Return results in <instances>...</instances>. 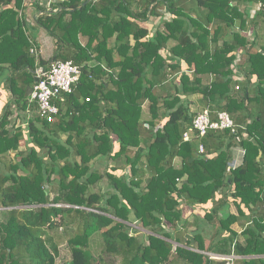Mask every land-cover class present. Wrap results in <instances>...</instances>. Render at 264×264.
<instances>
[{"label": "trees", "instance_id": "16d2710c", "mask_svg": "<svg viewBox=\"0 0 264 264\" xmlns=\"http://www.w3.org/2000/svg\"><path fill=\"white\" fill-rule=\"evenodd\" d=\"M59 3L36 19L55 42L39 65L71 61L82 66L79 81L54 99L49 122L36 116L15 130L10 118L28 108L36 61L17 12L23 0H0V82L13 99L0 114V264H58L64 242L66 264H227L206 253L264 264V0ZM151 19L159 20L153 28ZM194 95L212 118L226 112L245 125L237 136L210 131L202 156L196 142H183ZM237 144L242 164L226 175ZM96 158L117 161L105 194L91 190L101 179L90 170ZM228 187L249 224L237 234V217L212 211L209 246L200 230L191 243L181 205H205ZM134 222L149 234L131 235Z\"/></svg>", "mask_w": 264, "mask_h": 264}, {"label": "crops", "instance_id": "0c3cea01", "mask_svg": "<svg viewBox=\"0 0 264 264\" xmlns=\"http://www.w3.org/2000/svg\"><path fill=\"white\" fill-rule=\"evenodd\" d=\"M61 1H63V0H61ZM61 1L49 3V0H23L22 7L19 10H17V12L19 14V18L23 17V19L26 22L25 23L26 26L24 28L25 33L27 35H30V38H31L33 44L37 48V55L34 56L36 63L39 62L40 58H42L45 61H48L53 56V54L55 52L54 39L45 30H43L42 28H39L36 25V19L40 15H42L43 13H55L56 11H58V8H57L58 5L57 4H60L59 2H61ZM14 6H15V3H11L9 7L14 8ZM189 7L194 8L192 5ZM252 9L255 10L256 8L253 6ZM158 21H159L158 19H151L146 25L149 26L150 28H153L154 26L157 25ZM261 32H262L261 34H263L264 28L261 29ZM31 36L35 37V39H33ZM250 36H251V34H250ZM47 39L51 43H53V45H54V50H52L53 45L51 44L52 45V49H51L52 55L50 56L49 59H45L44 52H43L44 46L42 45V42L40 41V40L46 41ZM35 40H36V42H35ZM45 50L48 51V46H47V48H45ZM36 63H35V65H36ZM182 69H183V67H182ZM32 76L34 79L33 72H32ZM235 91H237V92L239 91V86L235 85ZM5 92H7V95ZM4 95H5V97H4ZM8 95H9V97H8ZM7 98H8V100H7ZM27 98H29V96H27ZM200 98L201 97L198 95H194V96H191L189 98L192 102V106H191L192 111L197 112V110L201 111L203 109H207V108L201 107ZM6 102H8L7 104H11L13 102V99L11 97L9 90L4 86L3 83L0 82V106H2V108H3V106L7 105ZM13 105H14V103H13ZM12 107H13L12 111L16 109L14 106H12ZM32 108H34V110H32ZM2 110L3 109H0V112ZM36 116H37V111H36L35 105L32 106L31 104H29V101H28V108H26L25 111H23L21 115H18L16 113L13 114L12 118H14L15 121H16V119H18L17 122L20 123L19 127L24 128V127H27L28 122L35 119ZM10 122H11V120H10ZM240 126L245 127L244 124H242ZM237 135H235V136H237ZM190 136H191V139L189 141L190 142L191 141L196 142L197 155H199V156L204 155L205 150H206L205 144L203 141L204 139L203 138L202 139L196 138V136L193 133ZM189 141L183 140V142H189ZM200 145H203V147H204V153H202V154H199V152H198ZM229 152H230L231 158H230V160L228 162V166L226 168V175L230 174L231 169H235L242 164L243 156H244V150L242 149V147H240L239 144L235 145V147H231L229 149ZM233 165H234V168L228 169V167L233 166ZM174 166L176 168H179L181 166V159L180 158H176L174 160ZM233 194H234L233 188L228 187L225 190L223 189L222 192L217 193L215 195V198H213L214 200L209 201L205 205L189 206L185 203L182 204L181 205L182 217H183V220L185 221L184 222L185 223L184 229H186V231L188 232V234L186 235V238H187V236L192 237L191 233H193L194 231H197V230L206 232V234H208L206 246H209V239H211L209 236H211V234L213 233V231L215 230L216 227L214 228L213 225H211L210 222L206 220L205 215H206V213L208 214V213H211L212 211L218 218L226 217L228 215H232L234 217H237V221L231 226V229L234 230L237 234L242 233V231L244 229L243 226H246L249 224V220H250V214L249 213L250 212H248L247 209L244 208V206H241V210L243 212L244 217L239 216L238 207L236 205V200H233L231 198V196ZM237 202L239 203V201H237ZM263 211H264V208H263ZM206 254L218 256L216 254H211V253L210 254L206 253ZM236 259L239 260L240 257H236Z\"/></svg>", "mask_w": 264, "mask_h": 264}, {"label": "built area", "instance_id": "2783aa9c", "mask_svg": "<svg viewBox=\"0 0 264 264\" xmlns=\"http://www.w3.org/2000/svg\"><path fill=\"white\" fill-rule=\"evenodd\" d=\"M61 0H49V3ZM30 54L37 55L35 45L29 50ZM82 66L76 65L71 61H52L47 65H35L34 78L37 82L32 87V92L28 98L29 104L35 105L37 116L46 121H50L52 116L58 113V107L53 103L61 94H70L76 87ZM88 101V99H86ZM244 127L235 123L232 117L226 112H217L212 118L211 111L203 109L197 111L190 131L184 133L183 140L189 141L192 133L198 139L204 138L210 131H228L231 135H237ZM199 154L204 153L203 145L199 146ZM234 168L233 166L228 169ZM213 259L225 260L227 263L234 257L220 258L222 256L210 255Z\"/></svg>", "mask_w": 264, "mask_h": 264}, {"label": "rangeland", "instance_id": "374dc122", "mask_svg": "<svg viewBox=\"0 0 264 264\" xmlns=\"http://www.w3.org/2000/svg\"><path fill=\"white\" fill-rule=\"evenodd\" d=\"M187 6H191V3L189 2V3H187ZM33 39H35V37H33V36H31ZM41 42H42V45L44 46V50H43V52H44V57H45V59H49L50 58V56L52 55L51 54V49H52V45H53V43H51L48 39L46 40V41H43V40H40ZM35 42H36V40H35ZM46 42V43H45ZM52 44V45H51ZM81 44L82 45H84L85 44V41H81ZM47 46H48V51H46L45 50V48H47ZM52 50H54V45H53V49ZM46 52V53H45ZM51 59V58H50ZM90 65V64H89ZM91 66V65H90ZM6 93V95H7V92H5ZM27 96V95H26ZM4 97H5V95H4ZM8 97H9V95H8ZM7 100H8V98H7ZM8 102H6V104H7ZM4 107L5 106H3V108H2V106H0V109H4ZM13 108V107H12ZM145 109V108H144ZM146 110V109H145ZM14 111V110H13ZM198 111V110H197ZM196 112V111H195ZM0 114H1V112H0ZM16 117V116H15ZM149 117V115L146 113V114H143L142 115V119L143 120H146L147 118ZM10 120H11V128L12 129H17V128H20L19 127V122H17V120L18 119H16V121L14 120V118H10ZM10 127V126H9ZM62 136V140H65L66 139V136L65 135H61ZM24 148H25V144H24V142H20V146H19V151H23L24 150ZM15 152H9V154H8V158L9 159H12L14 162H15ZM78 160V159H77ZM116 163H117V161L113 164L111 161H107L106 162V160H104V159H102V158H96V159H93V160H91L90 161V163H89V165H90V170H93V171H98V175L99 176H101V179H99L98 181H96V184L95 185H93V186H91V190L92 191H96V192H98V191H100L102 194H105L107 191H111V189H110V186H109V183H108V179L106 178V176H105V172L107 171V170H110V168H112V167H114L115 165H116ZM120 166V165H119ZM118 166V167H119ZM126 171V173L127 174H129V167H127V169L125 170ZM20 173V172H19ZM118 175H120V172H118L117 173ZM54 195H51V198L53 197ZM129 226L133 229V230H136V231H138V232H134V231H130V234L131 235H134V236H136V237H141L142 235L140 234L141 232H144V233H147V234H149V232L147 231V230H144L143 228H141V226L139 225V223L138 222H134V223H131V224H129ZM60 232H61V230L59 229V231L58 232H55L54 234H50L49 235V237H51L52 238V240H54V241H59V235H60ZM206 236H208V235H206ZM47 239V243H50L51 241H49V238L47 237V235L45 236ZM186 237V236H185ZM192 243V242H191ZM59 252H60V256H59V258H58V260H57V263L58 264H66V263H68L70 260H71V252H70V248L68 247V244L66 243V242H64V243H62V244H60V246H59ZM97 257V256H96ZM95 257V258H96ZM99 257H97L96 259H98ZM105 258V261L107 262V263H109L108 261H110L111 262V260L110 259H108V257H104ZM220 258H227V257H224V256H222V257H220ZM220 260V259H219ZM110 264H117V262H113L112 261V263H110ZM227 264H232V262H229V263H227Z\"/></svg>", "mask_w": 264, "mask_h": 264}, {"label": "water", "instance_id": "95a60500", "mask_svg": "<svg viewBox=\"0 0 264 264\" xmlns=\"http://www.w3.org/2000/svg\"><path fill=\"white\" fill-rule=\"evenodd\" d=\"M33 74H34V72H33ZM33 82L36 83V82H37V79L34 78V79H33ZM32 89H33L32 87H28V88H27V96H30V94H31V92H32ZM187 238H191V242H193L192 237L187 236Z\"/></svg>", "mask_w": 264, "mask_h": 264}]
</instances>
